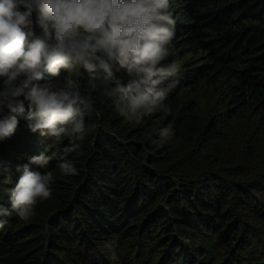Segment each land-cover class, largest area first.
<instances>
[{
  "label": "trees",
  "instance_id": "16d2710c",
  "mask_svg": "<svg viewBox=\"0 0 264 264\" xmlns=\"http://www.w3.org/2000/svg\"><path fill=\"white\" fill-rule=\"evenodd\" d=\"M170 10L164 63L180 68L163 85L178 81L170 112L127 122L85 76L95 111L82 141L53 142L21 121L0 143V166L54 155L41 169L54 174L51 197L29 221L0 218V264H264V0H170ZM168 125L174 138L152 143ZM65 159L78 175L60 174ZM11 186L0 187L5 206Z\"/></svg>",
  "mask_w": 264,
  "mask_h": 264
},
{
  "label": "clouds",
  "instance_id": "9594fccd",
  "mask_svg": "<svg viewBox=\"0 0 264 264\" xmlns=\"http://www.w3.org/2000/svg\"><path fill=\"white\" fill-rule=\"evenodd\" d=\"M173 25L170 0H0V143L21 121L53 142L82 141L89 131L85 117L95 111L81 91L85 76L92 88L106 86L127 122L170 112L165 101L178 81L163 85L180 72L177 62L164 63ZM62 70L63 80L45 75L59 77ZM156 135L152 143L170 141L174 129L168 125ZM47 153L45 147L26 163L0 166V187L12 184L4 189L9 206L0 203V218L29 221L51 197L54 174L41 171L54 158ZM58 168L66 177L79 174L70 160Z\"/></svg>",
  "mask_w": 264,
  "mask_h": 264
}]
</instances>
